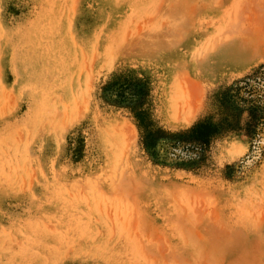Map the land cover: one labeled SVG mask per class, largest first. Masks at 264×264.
Wrapping results in <instances>:
<instances>
[{"label":"rangeland","instance_id":"374dc122","mask_svg":"<svg viewBox=\"0 0 264 264\" xmlns=\"http://www.w3.org/2000/svg\"><path fill=\"white\" fill-rule=\"evenodd\" d=\"M262 64L264 0H0V264H264V139L160 166L136 117L216 120Z\"/></svg>","mask_w":264,"mask_h":264},{"label":"trees","instance_id":"16d2710c","mask_svg":"<svg viewBox=\"0 0 264 264\" xmlns=\"http://www.w3.org/2000/svg\"><path fill=\"white\" fill-rule=\"evenodd\" d=\"M101 90L106 101L115 103L138 101L142 94L137 83L129 79H114ZM217 106L216 120L203 116L176 131L155 125L140 111L136 115L139 150L153 164L198 171L205 165L211 144L230 131H242L260 143L264 139V64L225 88L217 98ZM242 113L245 115L240 122Z\"/></svg>","mask_w":264,"mask_h":264}]
</instances>
